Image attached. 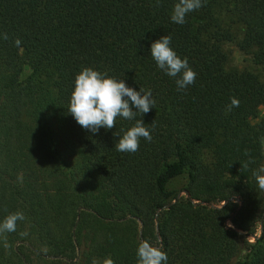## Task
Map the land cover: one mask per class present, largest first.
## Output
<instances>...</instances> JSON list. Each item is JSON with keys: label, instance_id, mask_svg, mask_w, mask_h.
I'll list each match as a JSON object with an SVG mask.
<instances>
[{"label": "trees", "instance_id": "16d2710c", "mask_svg": "<svg viewBox=\"0 0 264 264\" xmlns=\"http://www.w3.org/2000/svg\"><path fill=\"white\" fill-rule=\"evenodd\" d=\"M177 2L0 0V222L26 217L0 234V264H138L143 240L167 264H264V0H203L183 25ZM165 35L197 73L183 92L151 57ZM226 45L263 75L229 67ZM84 68L151 90L155 108L82 128L68 109ZM141 119L152 141L117 151Z\"/></svg>", "mask_w": 264, "mask_h": 264}, {"label": "clouds", "instance_id": "9594fccd", "mask_svg": "<svg viewBox=\"0 0 264 264\" xmlns=\"http://www.w3.org/2000/svg\"><path fill=\"white\" fill-rule=\"evenodd\" d=\"M203 6V0H178L174 5L171 21L183 25L187 22L186 17L189 13ZM2 38L9 39L6 33ZM21 43L20 39H16L15 45L18 48ZM170 45L171 36L169 35L153 42L150 49L151 57L160 70L175 79L177 90L183 92L190 85L195 84L197 73L189 66L187 58L181 59ZM155 104L151 90L140 88L136 91L124 80L109 78L107 74L92 68H84L75 78L68 111L82 128L97 134L101 128L106 130L115 128L118 118L131 121L138 114L144 116L155 108ZM239 104L240 101L237 98H231L226 114L231 112L232 108L239 107ZM141 138L148 142L152 141V135L145 127L143 119L137 120L135 125L120 137L115 148L122 153H136L140 148ZM261 143L264 144V138ZM253 175L259 189L264 190V165L255 170ZM25 219L21 211L9 214L3 222H0V234L15 232L18 222H23ZM7 246L5 238V247ZM162 247V244L160 247H155L148 240L141 241L137 249L138 264H167L168 255ZM92 264H98V261L93 259ZM103 264H114V261L108 258L103 261Z\"/></svg>", "mask_w": 264, "mask_h": 264}, {"label": "rangeland", "instance_id": "374dc122", "mask_svg": "<svg viewBox=\"0 0 264 264\" xmlns=\"http://www.w3.org/2000/svg\"><path fill=\"white\" fill-rule=\"evenodd\" d=\"M225 50L227 51L229 55L228 65L229 67H234L238 70H249L251 72H254L260 76L263 75V71H261L259 68L253 66L249 60L248 57L241 54L234 45H226ZM259 120H264V107H261L259 109V115L258 119L255 122ZM185 182L184 179H177L173 181L171 185V189H177L182 186V184Z\"/></svg>", "mask_w": 264, "mask_h": 264}, {"label": "water", "instance_id": "95a60500", "mask_svg": "<svg viewBox=\"0 0 264 264\" xmlns=\"http://www.w3.org/2000/svg\"><path fill=\"white\" fill-rule=\"evenodd\" d=\"M184 193L188 196V193L186 191Z\"/></svg>", "mask_w": 264, "mask_h": 264}]
</instances>
